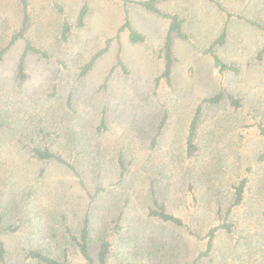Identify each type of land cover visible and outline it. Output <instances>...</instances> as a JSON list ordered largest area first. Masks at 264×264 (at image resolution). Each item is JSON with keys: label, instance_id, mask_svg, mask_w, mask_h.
I'll return each instance as SVG.
<instances>
[{"label": "rangeland", "instance_id": "rangeland-1", "mask_svg": "<svg viewBox=\"0 0 264 264\" xmlns=\"http://www.w3.org/2000/svg\"><path fill=\"white\" fill-rule=\"evenodd\" d=\"M216 1L264 26V0L157 1L161 11L183 19L185 34L172 35L167 81L161 49L168 20L122 0H26L24 35L47 58L28 54L20 80L25 43L8 44L22 27L23 4L0 0V50L6 48L0 60V238L7 264H37L24 257L29 248L62 254L60 233L67 226L78 234L85 218L92 255L103 240L111 243L107 264H190L204 240L148 216L151 190L202 236L221 222L241 176L248 182L228 216L232 231L218 233L211 259L200 264H264V137L257 128L264 126V53L258 58L264 33L231 17L216 53L238 72H218L205 53L225 22ZM83 3L87 13L77 27ZM125 11L142 41L130 42L127 30L116 37ZM64 18L71 26L65 40ZM220 89L241 106L232 108L226 99L204 105L197 149L187 156L194 110ZM33 146L49 147L78 175L32 158ZM9 225L13 231L4 229ZM68 251L70 264H85L72 247Z\"/></svg>", "mask_w": 264, "mask_h": 264}, {"label": "trees", "instance_id": "trees-1", "mask_svg": "<svg viewBox=\"0 0 264 264\" xmlns=\"http://www.w3.org/2000/svg\"><path fill=\"white\" fill-rule=\"evenodd\" d=\"M21 1L23 4V11L25 14L22 27L17 33L13 34L8 44V45H11L12 43H14V41H16L19 38L24 40L25 44H24L23 52L18 61L17 70H16V77L20 80L25 78L24 65H25V57L28 54L36 55L40 58H47L46 52L42 50L41 48L35 46L24 35V31L26 28V21H27L26 0H21ZM122 1L127 4L133 3L135 5H138L148 12L153 13L157 16H160L168 20V28H167V32L164 38L163 47L161 49L162 57L164 60L161 77H163L165 80L168 81L170 79L171 65H172V35L175 33L178 37L185 38V34L183 33L182 28H181L183 19L178 14L164 13L163 11H161L155 5V3L160 0H122ZM215 4L217 5V8L220 11L225 13V22L218 36L206 48L205 53L212 58L213 64L217 68L218 72L237 73L238 69L236 66L230 63H226L216 53V48L221 46L226 40L227 25L230 21V18L235 17L237 19L244 20L250 23L251 25L256 26L263 33H264V26L260 24L259 22L252 21L240 15H235V14L228 12L227 10H225L224 7L221 6V4H219L218 1H216ZM56 7L59 12H62V8L60 6L56 5ZM86 13H87V4L83 3L78 13V16H77V21H76L77 27L83 26V20H84ZM70 29H71L70 24L64 18L63 23H62V28H61V38L63 40L67 38L68 34L70 33ZM122 30L128 31V40L132 43L140 42L143 40L142 35H140L136 30L132 28L127 11H125L123 23L118 28L116 37H118V34ZM108 42L109 41L106 42V46L104 48H102L101 50L97 51L94 55H92L91 58L80 68L79 76H83L92 68L96 59L106 50V47L108 46ZM5 50L6 48H2L0 50V60ZM263 53H264V44L261 50L258 52L259 59L262 58ZM118 64L121 65L120 61H118ZM158 79L159 78L156 79V83ZM224 99L228 101L229 105L232 108L237 109L241 106L240 99L236 98L234 95L230 93H226L225 89H220L218 92H216L212 96L204 98L196 106L194 113L189 121L188 129H187L185 141H184V150L187 156H193L194 152L197 149V126L199 123V118L201 116L203 106L206 104L208 106L218 105ZM257 128H258L259 134L262 137H264V126H262L261 124H258ZM154 140L155 138H153V142ZM30 154H31V157L36 160L48 161V162L58 164L60 166H63L70 172H72L74 175H78L77 170L70 162L66 161L65 159L57 155L47 146H33L30 148ZM263 157H264V152L259 156V158L261 159ZM118 165L119 166L123 165L122 159L120 158L118 159ZM122 172L123 170H121V173ZM247 182H248V178L246 176H241L237 180V182L231 186L232 188L231 198L228 202L227 207L225 208V212L223 216L221 217V222L208 228L206 232L204 233V235L202 236H200L197 232L191 229V226L187 225L181 217L167 211L166 205L164 203H159L157 197L155 196V191L152 189L153 187L151 188L152 189L151 190L152 206H149L147 215L157 219L158 221L162 223H166V224L175 226L177 228H182L190 236L194 238L203 239L204 249L201 250L191 260V263H190V264H200L202 260L211 259V253L214 247V240L216 236L218 235V233L220 231H225L227 233H230L232 231L233 224L228 221V216L234 207H237L242 203L244 199V193H245V189L247 186ZM189 190H191V193H193V186L191 184L189 185ZM4 229L7 231L14 230V228L10 225L5 227ZM78 232H79L78 234H75L69 227L66 226L65 230L62 233H60L59 240L63 243L61 245L63 246L62 248H64L62 251V254L60 255L54 256L53 254H47L40 249L29 248V249L24 250V257L29 259L32 262H36L37 264H70V261L72 259L69 256L70 252L68 251V247H72L75 250L76 254L79 256V258L85 264H107L110 247H111L110 241L108 239L103 240L99 244L95 255H92L90 253L91 251L90 249L91 245L89 241L90 228L87 226V218L84 219L82 226ZM7 263H8V253L4 245V242L0 238V264H7Z\"/></svg>", "mask_w": 264, "mask_h": 264}]
</instances>
